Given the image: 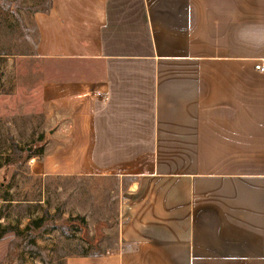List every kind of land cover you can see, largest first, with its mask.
I'll return each instance as SVG.
<instances>
[{"label":"crops","instance_id":"obj_1","mask_svg":"<svg viewBox=\"0 0 264 264\" xmlns=\"http://www.w3.org/2000/svg\"><path fill=\"white\" fill-rule=\"evenodd\" d=\"M33 20L59 176L120 181L118 249L65 264H264V0H50Z\"/></svg>","mask_w":264,"mask_h":264},{"label":"rangeland","instance_id":"obj_2","mask_svg":"<svg viewBox=\"0 0 264 264\" xmlns=\"http://www.w3.org/2000/svg\"><path fill=\"white\" fill-rule=\"evenodd\" d=\"M49 5L0 0V264H65L119 247V179L58 174L67 147L57 145L59 115L48 116L41 97L43 78L58 67L32 57L33 17ZM44 214L42 230L23 232Z\"/></svg>","mask_w":264,"mask_h":264},{"label":"trees","instance_id":"obj_3","mask_svg":"<svg viewBox=\"0 0 264 264\" xmlns=\"http://www.w3.org/2000/svg\"><path fill=\"white\" fill-rule=\"evenodd\" d=\"M47 10H48V9H47ZM5 201H6V200H5ZM46 218H47V214H46V215L44 214V215L41 216L40 218L30 221V222L27 224V226L25 227V229H24L23 232H25L27 235H30V236H31V232H32V231H33V232H34V231L37 232V231H39L40 229L42 230V228H43V224H44V222L46 221ZM81 221H82V223L84 222L83 219H81ZM19 234H22V233H19ZM19 234H18V235H19ZM100 254H104V253H100ZM82 256H88V255L84 254V255H82Z\"/></svg>","mask_w":264,"mask_h":264},{"label":"built area","instance_id":"obj_4","mask_svg":"<svg viewBox=\"0 0 264 264\" xmlns=\"http://www.w3.org/2000/svg\"><path fill=\"white\" fill-rule=\"evenodd\" d=\"M256 68L259 69V70H261V71L264 70L263 67H259V66H258V67H256Z\"/></svg>","mask_w":264,"mask_h":264}]
</instances>
